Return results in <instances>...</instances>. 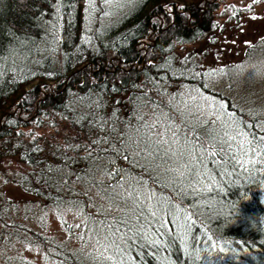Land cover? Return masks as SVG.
<instances>
[{
	"label": "trees",
	"instance_id": "trees-1",
	"mask_svg": "<svg viewBox=\"0 0 264 264\" xmlns=\"http://www.w3.org/2000/svg\"><path fill=\"white\" fill-rule=\"evenodd\" d=\"M222 1L0 0V173L64 233L25 225L4 201L0 240L37 247L40 264H264V149L238 147L264 135V104L244 102L255 91L229 68L210 72L192 46L216 41L219 14L230 23L253 9ZM213 130L236 136L224 159L243 167L207 158L210 180H179L182 162L165 157L181 148L174 131ZM125 221L162 250L129 247Z\"/></svg>",
	"mask_w": 264,
	"mask_h": 264
},
{
	"label": "rangeland",
	"instance_id": "rangeland-1",
	"mask_svg": "<svg viewBox=\"0 0 264 264\" xmlns=\"http://www.w3.org/2000/svg\"><path fill=\"white\" fill-rule=\"evenodd\" d=\"M228 1L234 3L241 1L246 5L251 3L253 9L249 12H244L230 23L226 22L227 13L219 14L218 19L221 27L214 30L216 41L201 42L202 47L199 44L196 45L195 42L192 46L206 49L207 56L203 64L209 65L212 71L215 67L218 69L229 68L237 81L236 83L241 84L239 85L240 87H250V90L255 91L254 96H249L248 98L245 96L243 98L244 102L255 104V106L258 103L264 104V77L253 74L251 77L247 75L241 78L239 75L240 70L246 71L245 68H247L246 66L253 53L257 54L258 58H264V0H259L258 2L255 0H223L219 9ZM205 45L209 46L205 47ZM246 45L248 47L252 46V49L248 50ZM246 48L247 50L243 51ZM251 50L256 51L250 52ZM244 58L248 59V61H244ZM213 79L216 80L214 76ZM4 201L6 203L11 201L13 207H15V213L17 212V218L20 219L22 217L21 220L25 225L56 236L64 234L59 218L55 211L50 209V206L43 207L41 200L26 193L18 184L5 180L0 173V202ZM62 213L64 212L62 211ZM37 218L42 220L41 223H37ZM7 224L9 225V223ZM0 227H2L1 224ZM5 242L6 238L3 236V239L0 240V245L4 243L5 247L0 250V260L1 254H22L40 264L37 247L32 249V246H24L16 241L12 245Z\"/></svg>",
	"mask_w": 264,
	"mask_h": 264
},
{
	"label": "snow or ice",
	"instance_id": "snow-or-ice-1",
	"mask_svg": "<svg viewBox=\"0 0 264 264\" xmlns=\"http://www.w3.org/2000/svg\"><path fill=\"white\" fill-rule=\"evenodd\" d=\"M179 131H182V129ZM239 134L242 135V133ZM173 136L174 142L181 143V148L177 152H172L171 150L166 151L165 157L167 159L175 157L176 160L182 162L180 168L171 169V171L178 173L177 178L181 181L186 179L189 184H191L192 182L198 183L205 178L210 180L211 177L206 171L207 165L205 161L207 158H211L210 162L217 164L220 168H223L229 161L243 167L244 162L238 160L235 156H229V161H225L224 159L231 150L232 145L230 142L236 140V136L230 135L227 131L218 133L213 130L210 131L206 137H189L185 134L182 140H176L178 131H174ZM205 140L209 142L207 145L204 143ZM245 143L249 145L248 148H245L243 145H238L242 153L248 150L257 151L264 149V135L259 137L253 136L251 141H245ZM216 157H219V160L215 159ZM151 216L155 218L156 213L152 212ZM137 219H143V209H141V214ZM157 222L161 224V228L164 227L162 222ZM124 223L128 228V231L124 234L123 238L129 242V247L134 245L135 247H140L142 249L152 248L157 254L162 250L163 245L161 244V241L159 239L151 238L146 230H142L143 225L136 227L135 225H129L127 221ZM157 235H160V233H157ZM111 243L112 245H115L117 252L127 251V248L118 244L117 241L113 240ZM109 259H111V257H109Z\"/></svg>",
	"mask_w": 264,
	"mask_h": 264
},
{
	"label": "clouds",
	"instance_id": "clouds-1",
	"mask_svg": "<svg viewBox=\"0 0 264 264\" xmlns=\"http://www.w3.org/2000/svg\"><path fill=\"white\" fill-rule=\"evenodd\" d=\"M246 67L251 68L255 75L264 77V58H258L257 54H252Z\"/></svg>",
	"mask_w": 264,
	"mask_h": 264
}]
</instances>
